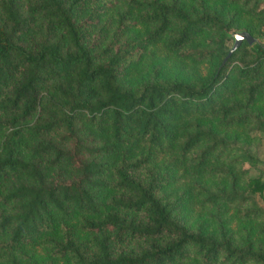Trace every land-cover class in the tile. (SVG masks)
Returning a JSON list of instances; mask_svg holds the SVG:
<instances>
[{
    "label": "trees",
    "instance_id": "1",
    "mask_svg": "<svg viewBox=\"0 0 264 264\" xmlns=\"http://www.w3.org/2000/svg\"><path fill=\"white\" fill-rule=\"evenodd\" d=\"M263 28L264 0H0V264H264Z\"/></svg>",
    "mask_w": 264,
    "mask_h": 264
},
{
    "label": "rangeland",
    "instance_id": "2",
    "mask_svg": "<svg viewBox=\"0 0 264 264\" xmlns=\"http://www.w3.org/2000/svg\"><path fill=\"white\" fill-rule=\"evenodd\" d=\"M264 31V28H263ZM260 42H264V37H258ZM233 39L227 40L228 47H231ZM250 139L247 143L240 144L246 150L247 154L255 158V161H246L243 163V167L248 169L250 176H260V179L264 181V135L255 134L250 132ZM258 197V201L264 206V190Z\"/></svg>",
    "mask_w": 264,
    "mask_h": 264
},
{
    "label": "water",
    "instance_id": "3",
    "mask_svg": "<svg viewBox=\"0 0 264 264\" xmlns=\"http://www.w3.org/2000/svg\"><path fill=\"white\" fill-rule=\"evenodd\" d=\"M231 36L233 38V43L230 49L228 50V53L222 60V63L226 60V58L230 55V53L242 42L245 41L248 44H251L254 41V38H252L247 32L245 31H237L232 32Z\"/></svg>",
    "mask_w": 264,
    "mask_h": 264
}]
</instances>
